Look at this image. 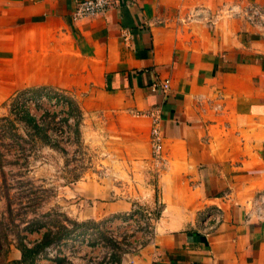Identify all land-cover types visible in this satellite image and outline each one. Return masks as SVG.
<instances>
[{
    "label": "crops",
    "instance_id": "obj_1",
    "mask_svg": "<svg viewBox=\"0 0 264 264\" xmlns=\"http://www.w3.org/2000/svg\"><path fill=\"white\" fill-rule=\"evenodd\" d=\"M78 1L0 0V107L25 91H57L106 153L102 176L64 189L75 220L131 228L134 205L158 207L150 239L119 264H264V17L212 14L235 2L264 15V0H110L74 21ZM43 231H23L25 244ZM11 243L5 261L16 263Z\"/></svg>",
    "mask_w": 264,
    "mask_h": 264
},
{
    "label": "rangeland",
    "instance_id": "obj_2",
    "mask_svg": "<svg viewBox=\"0 0 264 264\" xmlns=\"http://www.w3.org/2000/svg\"><path fill=\"white\" fill-rule=\"evenodd\" d=\"M236 4L232 2L227 6ZM227 6L213 9L212 14L227 17ZM45 99L62 104L52 110ZM67 99V96L54 90H31L0 107V263L12 241L25 244V232L22 231L26 226L25 222L47 213L48 209L52 215L46 216V220L51 228L54 226V232L57 227L62 226L70 229L73 221L79 224L75 220L79 217L75 211L78 208L75 203L78 201L72 206L76 197L68 198L70 194L64 190L65 187L73 185L75 180H94L105 173L102 166L104 163H101L106 158L105 151L100 150L99 140H94L92 130L89 133L79 127L81 114L73 102L70 101L73 103L71 115L64 112L62 106L68 107ZM11 113L33 117L38 127V136L25 124L15 121ZM43 136L45 138H41ZM50 146L63 149L64 153H59ZM152 176L154 178L155 174L152 173ZM87 204L90 203L86 202ZM142 208L145 209H140ZM155 209L158 210V207L148 211ZM66 210L71 211V214L67 215ZM100 221L103 223L96 230L93 228L95 225H84L86 233L83 236H80L83 227L77 229L74 232L77 240L63 239L46 248L41 259L54 257L56 262L61 260V264H107L111 253L120 252L105 241L114 239L120 251H132L134 245L147 242L152 233L151 221H148L149 225L132 222L131 228L124 226L122 222L119 225L114 222L111 226L104 219L98 220ZM115 226H119L118 229ZM99 233L106 238L101 242L102 246L98 247L99 252L95 254L87 251L84 241L89 237H99ZM135 234V240H131ZM78 256L83 259H78ZM65 258L68 262H64Z\"/></svg>",
    "mask_w": 264,
    "mask_h": 264
},
{
    "label": "trees",
    "instance_id": "obj_3",
    "mask_svg": "<svg viewBox=\"0 0 264 264\" xmlns=\"http://www.w3.org/2000/svg\"><path fill=\"white\" fill-rule=\"evenodd\" d=\"M67 101V100H66ZM68 104V111H67V115H71V110L70 108L73 107L70 101H67ZM78 112V111H77ZM14 116V120L21 122L23 124H25L26 126H28V128H31L32 132L34 133L35 136H38V130H37V124L35 123V119L31 116L27 115H23L18 116L14 113H11ZM44 116L47 117V114H45ZM52 118H54V115H52ZM42 119V118H41ZM41 138H45L44 136ZM51 149L58 151L59 153H64L63 149H58L54 146H50ZM22 167L24 168L25 166L22 165ZM26 171V170H25ZM6 190V189H5ZM141 209L139 208V206L134 205L132 211L126 216V218H131L133 215L135 214H140ZM159 211L158 210H154L151 214V219L154 221L157 216H158ZM46 216L49 217L48 213L45 214H41L38 216V218L36 219H31L29 221H26V226L23 228L22 231H26L28 233L30 232H38L40 229H44V231L41 234V238L39 239L38 242H34L31 246H27L24 243L18 242L16 243V248L19 250L20 252V260L16 263H9L5 261V258L3 260L2 263L0 264H33L34 260L36 259V257L38 255H43V252L46 248H49L51 246H53L54 244H57L58 242H60L63 239H75L77 240L78 237L75 236V231L81 227H83V231H81L80 236H83L86 232H85V228L84 225L86 224H91V225H95V227H93L95 230L99 228V225L103 222H98V223H93L91 221H86V222H80L79 224L75 223L74 221L71 222L70 224V229L67 228L66 226H62L61 228H56V231H52L49 227H51L50 223L46 220ZM41 219H43V221H41ZM46 220V221H45ZM52 228H54V226H52ZM85 240V239H84ZM104 240H106L105 237H103V235L101 233H99V237L95 238V239H90L87 238V240L84 241V243L86 245H90V246H94L97 245L99 246L101 242H103ZM106 243H109V245H111L113 248L116 249L117 252H120L118 254L115 253H111L110 256V262H115V264H119L120 262V256L122 253H124L125 251H120L119 248L117 247V241L113 240H108L105 241ZM108 245V244H106Z\"/></svg>",
    "mask_w": 264,
    "mask_h": 264
},
{
    "label": "built area",
    "instance_id": "obj_4",
    "mask_svg": "<svg viewBox=\"0 0 264 264\" xmlns=\"http://www.w3.org/2000/svg\"><path fill=\"white\" fill-rule=\"evenodd\" d=\"M111 5L110 0H80L76 2L72 19L74 21H78L81 19H88L93 18L95 16H98L102 14L105 10H107ZM231 7V8H230ZM225 9V12L228 14L227 17H242L245 21H247L249 24L255 21H262L264 15L255 7L252 6L246 7V6H240L238 4L227 6ZM159 89L164 93L167 92L169 89L168 81H164L160 86ZM140 116L141 114H137V116ZM151 124L148 132V144H149V151H150V162L157 168L159 164L163 161L162 157V144H161V135L159 133L158 128V121L157 118L154 116H151ZM261 205L264 207V198L261 200ZM149 209H141L140 214L133 215L130 220L132 222H140V223H147L149 225L148 221H151L150 224H152L153 220L151 219V214L154 211H148ZM151 233L149 234L148 238L150 239ZM99 246H102L100 243ZM140 247V244L134 245L132 247V251L137 250ZM42 255H38L36 259L41 258ZM107 264H115V262H110V260L107 262Z\"/></svg>",
    "mask_w": 264,
    "mask_h": 264
}]
</instances>
